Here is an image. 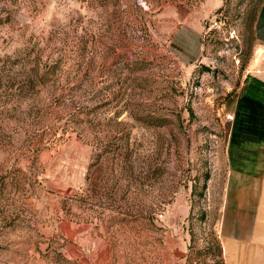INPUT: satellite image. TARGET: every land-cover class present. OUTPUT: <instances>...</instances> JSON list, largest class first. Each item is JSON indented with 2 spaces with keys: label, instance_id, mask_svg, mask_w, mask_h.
<instances>
[{
  "label": "rangeland",
  "instance_id": "1",
  "mask_svg": "<svg viewBox=\"0 0 264 264\" xmlns=\"http://www.w3.org/2000/svg\"><path fill=\"white\" fill-rule=\"evenodd\" d=\"M241 99L264 0H0V264H264Z\"/></svg>",
  "mask_w": 264,
  "mask_h": 264
},
{
  "label": "trees",
  "instance_id": "2",
  "mask_svg": "<svg viewBox=\"0 0 264 264\" xmlns=\"http://www.w3.org/2000/svg\"><path fill=\"white\" fill-rule=\"evenodd\" d=\"M264 106L252 100L242 99L237 108V124L233 128V142L231 148V163L238 172L256 175L258 172L259 154L264 148ZM249 110V114H248ZM243 117L253 119L254 124H246ZM241 133L243 134H240ZM249 145L253 147L255 153L252 158H245L238 151L240 146ZM257 157V159H256Z\"/></svg>",
  "mask_w": 264,
  "mask_h": 264
},
{
  "label": "crops",
  "instance_id": "3",
  "mask_svg": "<svg viewBox=\"0 0 264 264\" xmlns=\"http://www.w3.org/2000/svg\"><path fill=\"white\" fill-rule=\"evenodd\" d=\"M256 172H259V170H256ZM261 172H263V176H261V178H263V184H262L263 188L261 189V198H260L261 200L259 204V210L257 211L261 218L260 220H262V218L264 219V169Z\"/></svg>",
  "mask_w": 264,
  "mask_h": 264
},
{
  "label": "built area",
  "instance_id": "4",
  "mask_svg": "<svg viewBox=\"0 0 264 264\" xmlns=\"http://www.w3.org/2000/svg\"><path fill=\"white\" fill-rule=\"evenodd\" d=\"M215 26H216V23H215ZM227 120L233 121L234 120V116L233 115H227Z\"/></svg>",
  "mask_w": 264,
  "mask_h": 264
}]
</instances>
